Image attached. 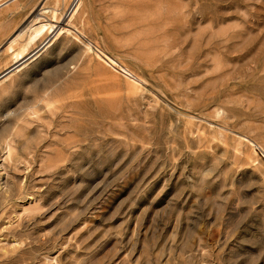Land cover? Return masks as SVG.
<instances>
[{
  "label": "rangeland",
  "instance_id": "rangeland-1",
  "mask_svg": "<svg viewBox=\"0 0 264 264\" xmlns=\"http://www.w3.org/2000/svg\"><path fill=\"white\" fill-rule=\"evenodd\" d=\"M79 2L0 0V264H264V0Z\"/></svg>",
  "mask_w": 264,
  "mask_h": 264
},
{
  "label": "bare ground",
  "instance_id": "bare-ground-1",
  "mask_svg": "<svg viewBox=\"0 0 264 264\" xmlns=\"http://www.w3.org/2000/svg\"><path fill=\"white\" fill-rule=\"evenodd\" d=\"M42 2L40 3V6H41ZM79 6H80L79 0H74L73 10L75 9V11L73 14H75L78 11ZM40 10H43V6H41ZM53 17H55V14L53 15ZM28 18L29 17L25 18L22 21V23L19 25V27L12 32L11 37L3 44V50L7 53H11L12 63L10 65V67L5 69L4 72L9 70L6 74H4V72H2L0 74V76L2 74H4L0 78V83H2L3 81H5L9 77H11L13 75V73L22 69L23 63H19V62H21L23 60V56L26 53V51L28 50V47L38 43L42 39L44 34L49 29H51V25H49V23H42V22L38 21L37 18L31 19L25 25ZM19 43H22V44H21V48L19 49V51H17V50H15V46ZM88 49H90V48H88ZM106 60L109 62L110 65L116 66V63L112 59L106 57ZM120 70L122 72L124 71L122 69H120ZM16 129H17V126L14 124L10 127L7 134L3 135L2 143L4 145V152H5L4 153L5 154L4 159L9 158L13 154L14 145H13L12 136H13V133ZM248 143L250 144L251 147H254L253 143H250V142H248Z\"/></svg>",
  "mask_w": 264,
  "mask_h": 264
},
{
  "label": "built area",
  "instance_id": "built-area-1",
  "mask_svg": "<svg viewBox=\"0 0 264 264\" xmlns=\"http://www.w3.org/2000/svg\"><path fill=\"white\" fill-rule=\"evenodd\" d=\"M256 151H258L259 156L264 159V152L262 151V149L258 148Z\"/></svg>",
  "mask_w": 264,
  "mask_h": 264
},
{
  "label": "water",
  "instance_id": "water-1",
  "mask_svg": "<svg viewBox=\"0 0 264 264\" xmlns=\"http://www.w3.org/2000/svg\"><path fill=\"white\" fill-rule=\"evenodd\" d=\"M8 71H9V70H8ZM8 71H7V72H8ZM7 72H6V73H7Z\"/></svg>",
  "mask_w": 264,
  "mask_h": 264
}]
</instances>
